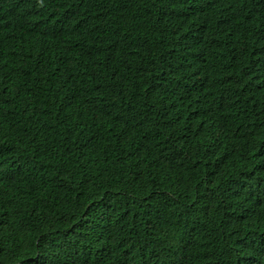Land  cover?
I'll list each match as a JSON object with an SVG mask.
<instances>
[{"label": "trees", "instance_id": "obj_1", "mask_svg": "<svg viewBox=\"0 0 264 264\" xmlns=\"http://www.w3.org/2000/svg\"><path fill=\"white\" fill-rule=\"evenodd\" d=\"M258 1L0 18V264H264Z\"/></svg>", "mask_w": 264, "mask_h": 264}, {"label": "clouds", "instance_id": "obj_2", "mask_svg": "<svg viewBox=\"0 0 264 264\" xmlns=\"http://www.w3.org/2000/svg\"><path fill=\"white\" fill-rule=\"evenodd\" d=\"M256 4L264 5V0H259ZM40 6H47L49 9L48 14H64L70 19L72 8L69 0H0V18H10L19 22L22 15L37 9ZM50 29L55 32H60L55 28L50 27ZM175 29L176 28H171L168 26L165 27L162 33L163 39L169 37L175 31ZM117 35L118 32H116L115 37ZM126 41V51L143 43H152L143 38H131L125 40L124 42ZM233 43L234 42L227 43L226 45L221 47L217 52L229 49ZM125 60L128 61V69L131 73L133 71V62L131 57L127 53L125 54ZM51 80H57L55 69L54 73L52 74Z\"/></svg>", "mask_w": 264, "mask_h": 264}]
</instances>
